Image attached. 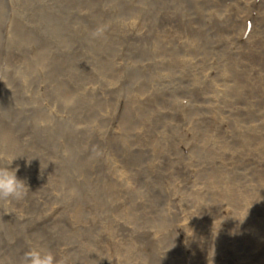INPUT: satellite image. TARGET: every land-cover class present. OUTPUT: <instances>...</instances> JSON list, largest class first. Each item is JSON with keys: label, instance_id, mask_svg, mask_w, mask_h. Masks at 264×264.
Returning <instances> with one entry per match:
<instances>
[{"label": "rangeland", "instance_id": "374dc122", "mask_svg": "<svg viewBox=\"0 0 264 264\" xmlns=\"http://www.w3.org/2000/svg\"><path fill=\"white\" fill-rule=\"evenodd\" d=\"M2 155L0 264H264V0H0Z\"/></svg>", "mask_w": 264, "mask_h": 264}, {"label": "clouds", "instance_id": "9594fccd", "mask_svg": "<svg viewBox=\"0 0 264 264\" xmlns=\"http://www.w3.org/2000/svg\"><path fill=\"white\" fill-rule=\"evenodd\" d=\"M16 158L12 157L7 165ZM0 159H8V157L2 155ZM28 191L26 184L17 178L16 170H10L7 166L0 167V200H23ZM22 264H59V261L51 251L33 248L24 254Z\"/></svg>", "mask_w": 264, "mask_h": 264}, {"label": "bare ground", "instance_id": "6f19581e", "mask_svg": "<svg viewBox=\"0 0 264 264\" xmlns=\"http://www.w3.org/2000/svg\"><path fill=\"white\" fill-rule=\"evenodd\" d=\"M184 227V226H183ZM189 226H187V228H188ZM185 228V227H184ZM185 245H188V243H186V241H185V243L184 244H182L181 245V247H184ZM252 253H249L248 255H251ZM164 257H167V256H169L170 254L169 253H163L162 254ZM251 257V260H254L253 258V255H251L250 256ZM164 260V259H163ZM158 264H163L162 262H160V259H159V261H158ZM177 264H180V262H178Z\"/></svg>", "mask_w": 264, "mask_h": 264}]
</instances>
